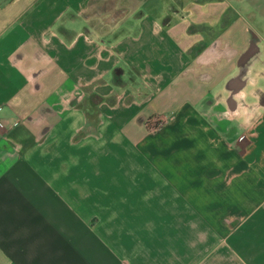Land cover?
Here are the masks:
<instances>
[{"label":"crops","instance_id":"crops-1","mask_svg":"<svg viewBox=\"0 0 264 264\" xmlns=\"http://www.w3.org/2000/svg\"><path fill=\"white\" fill-rule=\"evenodd\" d=\"M229 4L0 0V264H264V44Z\"/></svg>","mask_w":264,"mask_h":264},{"label":"rangeland","instance_id":"rangeland-1","mask_svg":"<svg viewBox=\"0 0 264 264\" xmlns=\"http://www.w3.org/2000/svg\"><path fill=\"white\" fill-rule=\"evenodd\" d=\"M228 2L229 16L226 20H230L232 8L240 11V47L248 43L249 29L261 33L263 38L261 44H264V0H240L239 4H236V0H228ZM255 38L256 36L251 37L252 43L255 42Z\"/></svg>","mask_w":264,"mask_h":264},{"label":"trees","instance_id":"trees-1","mask_svg":"<svg viewBox=\"0 0 264 264\" xmlns=\"http://www.w3.org/2000/svg\"><path fill=\"white\" fill-rule=\"evenodd\" d=\"M126 76V73L123 69L121 68H116L112 72V77H111V83L112 85L119 87V88H125L129 85H134L136 82V75L134 72L130 71L129 72V78L128 80H125L124 77Z\"/></svg>","mask_w":264,"mask_h":264},{"label":"built area","instance_id":"built-area-1","mask_svg":"<svg viewBox=\"0 0 264 264\" xmlns=\"http://www.w3.org/2000/svg\"><path fill=\"white\" fill-rule=\"evenodd\" d=\"M166 123H167L166 119L155 117L150 120L149 126L152 132H156L161 127H163Z\"/></svg>","mask_w":264,"mask_h":264},{"label":"flooded vegetation","instance_id":"flooded-vegetation-1","mask_svg":"<svg viewBox=\"0 0 264 264\" xmlns=\"http://www.w3.org/2000/svg\"><path fill=\"white\" fill-rule=\"evenodd\" d=\"M250 42H251V45H252V44H253V45H255V44L257 45L258 43H260V38L256 37L254 43H252L251 40H250ZM245 59L247 60V58H243V61H244ZM243 71H244V70H243Z\"/></svg>","mask_w":264,"mask_h":264},{"label":"water","instance_id":"water-1","mask_svg":"<svg viewBox=\"0 0 264 264\" xmlns=\"http://www.w3.org/2000/svg\"><path fill=\"white\" fill-rule=\"evenodd\" d=\"M246 75H247V72L246 71H242L241 75H239V77H237V78L240 80L241 78H244ZM233 82H236V81H232V84H233Z\"/></svg>","mask_w":264,"mask_h":264}]
</instances>
